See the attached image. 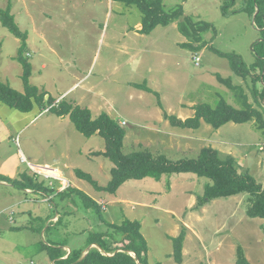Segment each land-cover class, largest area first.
Masks as SVG:
<instances>
[{
  "label": "rangeland",
  "instance_id": "1",
  "mask_svg": "<svg viewBox=\"0 0 264 264\" xmlns=\"http://www.w3.org/2000/svg\"><path fill=\"white\" fill-rule=\"evenodd\" d=\"M228 1L162 0L165 10L182 7L195 20L213 24L216 34L207 33V43L199 51L182 46L187 40L176 22L159 25L147 35L139 33L138 8L113 0H0V8L10 7L18 27L27 32L25 55L33 72L29 83L77 101L93 117L106 112L115 118L125 130L123 152L149 150L179 160L210 146L221 156H232L264 188V137L253 121L228 122L218 129L201 122L198 129H188L172 126L164 117V113L191 117L195 104L214 105L220 98L237 105L217 74L229 77L233 85L245 84L231 71L228 59L213 49L235 53L250 65L260 31L241 0L233 5ZM18 46L19 40L0 23V81L13 89L23 85L22 65L14 58ZM245 92L252 101L247 88ZM48 97L42 110L49 107ZM50 114L43 111L13 140L12 146L27 159L20 153L19 176L29 175L44 191L25 193L12 186L11 209L0 218V226L6 228L0 232V264H57L46 246L66 244L61 246L62 258L77 247L99 248L87 243L88 234L107 231L104 221L120 224L126 218L141 224L148 264H178L169 236L180 233L182 221L197 235L187 238L181 264H236L238 244L252 264H264L263 220L246 215V194L214 199L195 210L197 196L211 181L191 173L163 175L158 181L131 179L115 194L95 190L75 177L74 170L89 173L100 186L107 184L113 164L95 154L104 150V139L97 134L86 137L70 120ZM47 120H53L48 129L39 127L37 137L30 134ZM30 161L40 167L35 169ZM41 166H58L70 185L44 176ZM70 186L94 199L101 207L100 216L85 208L75 193L59 194ZM17 201L20 204H14Z\"/></svg>",
  "mask_w": 264,
  "mask_h": 264
},
{
  "label": "trees",
  "instance_id": "2",
  "mask_svg": "<svg viewBox=\"0 0 264 264\" xmlns=\"http://www.w3.org/2000/svg\"><path fill=\"white\" fill-rule=\"evenodd\" d=\"M125 5L136 6L141 14V26L138 29L141 34H149L155 27L166 26L176 22L177 28L187 41L181 43L183 47L199 51L206 45L205 35L216 34L215 27L210 22L195 20L186 15L182 7L165 10L162 0H113ZM231 1L232 5L235 0ZM228 1V2H229ZM242 8L252 18L254 25L260 31L257 47L254 49L256 58L253 63L246 65L241 57L232 52H222L213 49L220 56L228 59L231 71L239 76L245 85H233L229 77H221L217 74L220 83L229 88L237 105L230 104L223 98L217 99L214 105L198 103L193 106L194 114L191 117L181 119L174 115L164 113V117L172 126L179 128L198 129L201 122L218 129L228 122L246 123L253 121L255 128L264 137V0H241ZM0 23L3 27L19 40V46L15 59L22 65L21 78L24 92H19L0 81V101L10 106L26 111L35 103L43 105L46 92L39 93L36 86L29 83L31 75V63L25 55L27 50V32L22 31L15 22L9 8H0ZM212 48V47H211ZM195 60H199L196 56ZM136 87L151 92L144 84H136ZM250 92L252 101L245 89ZM48 110L56 116L68 115L75 129L86 137L94 134L104 139V150L95 152L107 158L113 164L110 168V179L105 186H100L93 177L80 169H75L74 174L89 182L95 190L115 194L116 190L126 181L131 179H143L151 177L160 180L163 175L191 173L198 177H206L211 182L204 185L202 195H198L194 206L199 210L207 203L218 198H227L238 194H246L245 212L248 217L261 218V231L264 239V188L249 171H242L237 161L230 155L221 156L213 147H202L195 157H186L179 160H171L165 154H154L149 150H133L123 152V138L125 130L118 121L106 112H101L93 117L91 110L73 105L65 99L55 103V99L48 97ZM252 103L256 104L255 107ZM24 178V181L21 179ZM15 187L21 189H34L44 191L42 187L31 180L29 175L21 174L19 178H4ZM75 193L87 209L94 210L99 216L100 205L78 188L70 186L59 194ZM106 223L105 232H91L88 234L87 243L97 244L99 248H91L82 257V249L72 251L62 258L65 252L58 246H46L49 258L57 264H148L147 242L142 235L141 224L137 220L124 219L119 223ZM186 235V227L182 226L177 236H169L173 243V258L176 263L182 262V248ZM45 248V249H46ZM111 253V254H110ZM78 261V262H77ZM236 264H252L245 255L241 244L235 250ZM153 264H160L155 262Z\"/></svg>",
  "mask_w": 264,
  "mask_h": 264
},
{
  "label": "crops",
  "instance_id": "3",
  "mask_svg": "<svg viewBox=\"0 0 264 264\" xmlns=\"http://www.w3.org/2000/svg\"><path fill=\"white\" fill-rule=\"evenodd\" d=\"M139 24L140 23L137 22L135 25V26H137L136 27L137 29L140 28ZM27 40H28V36H27ZM32 74H33V72L31 71L30 77H33ZM23 87L24 86L22 85V86L16 87L15 89L19 92H23ZM36 87L38 89L46 92V95L44 96V100L47 98V96H51L52 98H54L55 103L58 102L60 99H64V97L62 95L49 94L50 91L48 88H41V85H38V86L36 85ZM65 92H66V90L62 94H64ZM66 101L70 102L73 105H80L77 101H75V102H71V100H66ZM43 106L44 105H38L37 103L34 102L32 108L30 110L21 111V110H18L16 108L10 106L9 104H7L5 102L0 101V218L2 217V215H5L6 212L8 213V211L11 209V206H12V193H11L12 190H11V188L13 185L11 183L5 181L4 178L5 177H7V178H15V177L19 178L20 177L19 175H20V173H22V172H20V169H19V167L21 165L20 164L21 162L19 161L20 153H21V156L23 157V159L25 158V160H27L26 156L22 150H16V148H14L12 146L13 140H15V137H17V134L19 132H22L23 130H25L28 125H30L34 120H36L38 118V116H40L43 111L46 113L50 112L47 108H44V110H42ZM50 115L56 116L55 114H50ZM56 117L58 119H61V120H65V119L70 120L67 115L66 116H56ZM50 121H53V120H47L46 122L41 121L40 125H38L36 130L30 132V134L33 133V135L35 137H37L39 127L43 131H45L51 125ZM101 151H103V150H101ZM29 163H30L29 165L35 167V169H38V167H40V165L32 164V161H30ZM255 163L257 165L258 162H255ZM66 166L67 165H65V167ZM258 166H259V164H258ZM43 168H45V169L47 168L49 170L56 171L58 174L62 175V170L58 166H53V167L41 166L42 171L45 170ZM75 177H77V176L75 175ZM75 177H74V179H75L74 182L79 183V180H77ZM78 179H80V178H78ZM81 181H82V179H81ZM75 187H77V186H75ZM78 189H80V188H78ZM31 191H32L31 189L24 190L25 193L31 192ZM20 202L21 201H17V202H14V204H16V203L20 204ZM0 225H1V222H0ZM182 226L186 227V235H185V239L183 242V247H184V251H185L187 238L190 237V234H193L195 236L197 234L194 233L193 229L186 223V221L185 222L182 221L181 227ZM181 227H180V229H181ZM5 230H6V228L3 225L0 226V232H2V231L5 232ZM170 236H176V235L171 233ZM56 246H58V245H56ZM75 249H82V248L77 247ZM87 252H88L87 249L83 250L82 255L86 254ZM182 258H183V254H182Z\"/></svg>",
  "mask_w": 264,
  "mask_h": 264
},
{
  "label": "built area",
  "instance_id": "4",
  "mask_svg": "<svg viewBox=\"0 0 264 264\" xmlns=\"http://www.w3.org/2000/svg\"><path fill=\"white\" fill-rule=\"evenodd\" d=\"M42 172L44 173V176H46V177H53V178H56L59 181H61V183H65L66 187H68L70 185L69 182L66 180V178L61 176V174H58L57 172L54 173L52 170H49V169L44 170Z\"/></svg>",
  "mask_w": 264,
  "mask_h": 264
},
{
  "label": "water",
  "instance_id": "5",
  "mask_svg": "<svg viewBox=\"0 0 264 264\" xmlns=\"http://www.w3.org/2000/svg\"><path fill=\"white\" fill-rule=\"evenodd\" d=\"M84 256H85V254H84V255H82V257H81V258H80L78 261H80V260H81V259H82ZM78 261H77V262H78Z\"/></svg>",
  "mask_w": 264,
  "mask_h": 264
}]
</instances>
